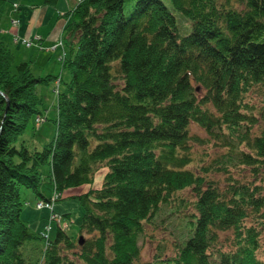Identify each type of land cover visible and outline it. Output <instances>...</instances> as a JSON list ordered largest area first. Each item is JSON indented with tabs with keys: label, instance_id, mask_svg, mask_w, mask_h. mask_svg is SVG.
I'll return each mask as SVG.
<instances>
[{
	"label": "trees",
	"instance_id": "16d2710c",
	"mask_svg": "<svg viewBox=\"0 0 264 264\" xmlns=\"http://www.w3.org/2000/svg\"><path fill=\"white\" fill-rule=\"evenodd\" d=\"M27 1L29 8H59V0ZM169 2L77 1L63 14L58 42L65 81L34 75L31 62L15 61L0 39V264H262L264 0ZM5 7L0 0V19ZM174 10L187 19L185 32ZM36 36L14 39L45 47V37ZM52 78L54 134L28 143L30 120L39 127L49 118L38 86ZM192 126L225 136L226 153L256 163L252 177L261 173V182L228 173L220 187L207 176L214 167L226 171L217 157L201 175L188 168L191 139L199 140ZM101 168V186L93 188ZM82 185L86 191L68 194L81 205L80 218L55 211L64 192ZM24 189L35 196L34 225L22 217L32 202ZM248 208L257 224L243 223ZM186 218L190 232L173 238L172 255L159 249L143 257L139 240L153 221L161 229L164 219L172 221L171 229ZM227 229L231 248L222 241L212 257Z\"/></svg>",
	"mask_w": 264,
	"mask_h": 264
},
{
	"label": "rangeland",
	"instance_id": "374dc122",
	"mask_svg": "<svg viewBox=\"0 0 264 264\" xmlns=\"http://www.w3.org/2000/svg\"><path fill=\"white\" fill-rule=\"evenodd\" d=\"M79 0H65L66 6L70 9L72 8L76 2ZM31 2V1H30ZM165 2L170 6L169 0H165ZM19 4L20 8H14V5ZM29 2L27 0H6V7H5V12L3 13L2 17L7 16V10L9 8H12L13 11L18 12L22 11L23 17H25L24 10L27 8L28 10H33V8H29ZM175 13V18H176V24L178 23L179 30H182V32H185L184 28L187 27V19L183 17L179 12ZM15 17V14L10 16L8 18V21L4 25V29L8 30L12 25H16L19 20L18 19H13ZM17 18V17H16ZM13 19V20H12ZM1 20V19H0ZM12 25H11V23ZM49 28L50 25H49ZM43 31L44 29L41 28ZM189 29V26L187 27V30ZM186 30V31H187ZM60 35V34H59ZM21 37L18 34L16 37ZM34 36H36L34 34ZM24 37V36H22ZM37 37V36H36ZM57 41L59 42V36L57 37ZM22 42V40H21ZM36 46L33 44L32 47H27V46H21V49L18 51V48L12 49L13 51V56L15 58V61H30V67L31 71L34 75H62L63 80H68L69 78V72L67 69L62 68V61L59 59L60 56H58L60 48H50L48 51L46 50V47L42 48H35ZM51 47V46H50ZM29 53L28 56L25 59H21L20 55L24 53ZM18 53V54H16ZM16 55V56H15ZM62 86L64 83L61 84ZM57 87V80H54V78L48 80L46 83H41L38 86L39 91L42 93L44 96V107H47L48 110H51L48 114V120L42 121V124L37 127L35 125L33 117L29 124L27 125L23 136L28 138L26 141L28 143H32L33 141H37L40 144H43L47 142L48 140L51 139L52 135L54 134V124L51 121L50 117L53 115V105H54V98H55V88ZM213 110V109H212ZM193 131L198 133L199 140L196 139H191V145L189 147V150L187 151L189 155V161L187 162V167L191 168L194 172L198 174H202L204 171V164L212 160L213 158L217 157L218 161L217 163L223 165V163L226 164V171L223 170V167H214L215 169L211 170L208 172V178L212 179L214 182H216L220 187L222 185H226V176L228 173H230L232 176L237 177L239 181H246L247 180H254V184H259L261 182V173H258L257 175L254 174L252 177V172L253 169L256 165V163H245L241 162L237 157H231L227 151L228 148V142L226 144V137L225 136H216V135H209L205 132V130L200 129L198 127L192 126ZM22 136V137H23ZM216 140L214 143L213 141ZM209 141V142H206ZM213 143V144H212ZM38 144V145H40ZM214 146H217L218 149H216ZM242 147V146H241ZM235 150H238V148H235ZM247 150V149H244ZM234 151H231L232 153ZM224 155L222 156V154ZM253 154V152H251ZM47 167H42V173L47 174L46 170ZM107 168H101L96 174L93 183L91 186L93 188H97L101 186L103 176ZM261 170V169H260ZM223 186V187H224ZM191 187V186H190ZM88 188V185H82L79 187H76L72 190H68L63 193V197L58 200L54 204V209L55 211H60V212H69L71 214V218H80L82 215V207L79 204V202L76 199H73L71 197H68V194H77L80 192L86 191ZM194 190L192 189H187L185 190L186 193L190 195H195L193 192ZM22 197L26 201V198L29 199L28 201L31 200V198H35L34 195H32L31 191L29 190H23L22 191ZM32 202L28 205H25L23 207L22 211V217L27 218L29 221H32V225H34V221H36V215L38 214L39 211L37 207H35L33 200ZM39 208H42V206H39ZM66 219H69L65 217ZM158 222L160 223V218H157ZM174 220V219H172ZM189 219L186 218L185 221H180L177 220L176 223H173L171 225V229L169 228V225L171 224L172 221H167L164 219L163 223L166 224V228L169 231L173 232V235L169 232L170 236L164 231L167 229H161L160 226H158L159 223H153L150 224V227H148L146 230V234L144 236H141L139 243L141 245V253L143 254L144 258H149L153 254V252H158L160 249V253H165L166 256L172 255V253L175 251L173 248V244L171 243L174 241L173 238L178 237L179 235L184 237L187 234H189L191 226H189ZM259 220V216L256 214V211H254L252 208H248L247 214L243 220L244 224H257ZM48 222V221H47ZM175 222V221H174ZM70 225L73 224L72 227L68 228L69 233H74L76 231L77 225H74L73 220L69 222ZM59 225V222H58ZM57 224L56 221L52 222V230L53 233L56 231ZM66 228V230H67ZM258 228L261 230L259 232V243L257 248V257L262 261V264H264V230L261 229L263 228L262 226H258ZM170 229V230H169ZM77 234V233H76ZM92 234H88L85 236V238H90ZM233 236L232 231L230 229H227L225 231L219 232V238L217 242L214 243L215 249H213L212 252L214 257L215 250L218 248L220 243L223 241L224 242V247L225 249L231 248V246H228V243L226 244L225 241L229 240ZM169 238V239H168Z\"/></svg>",
	"mask_w": 264,
	"mask_h": 264
},
{
	"label": "crops",
	"instance_id": "0c3cea01",
	"mask_svg": "<svg viewBox=\"0 0 264 264\" xmlns=\"http://www.w3.org/2000/svg\"><path fill=\"white\" fill-rule=\"evenodd\" d=\"M57 5H59L58 9L47 5L34 7L33 10H30L28 14L26 13L27 18L23 17L21 10L14 12L12 8H9L6 13L7 16L2 17L0 20V39L11 46L12 49L18 48V51H20L22 50L21 46L23 47L24 45H22L19 40L16 41L14 39L15 35L18 34L21 37H26L30 34H35L45 37L42 45L46 47L47 51L48 49L50 50V48H59L57 37L60 36L59 34L62 29V23L65 20L63 14L69 10V8L66 6L65 0H59ZM13 14H15L13 19H18L19 22L15 26L10 22L12 26L8 30H5L4 25L8 21V18ZM49 25L51 28H49ZM41 28H43L44 31ZM28 54L29 53L26 52L20 55V58L25 59Z\"/></svg>",
	"mask_w": 264,
	"mask_h": 264
},
{
	"label": "built area",
	"instance_id": "2783aa9c",
	"mask_svg": "<svg viewBox=\"0 0 264 264\" xmlns=\"http://www.w3.org/2000/svg\"><path fill=\"white\" fill-rule=\"evenodd\" d=\"M23 41H26V40H25V39H23ZM41 205H42V203H41V202H39V203H38V206H41Z\"/></svg>",
	"mask_w": 264,
	"mask_h": 264
}]
</instances>
